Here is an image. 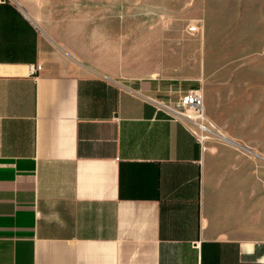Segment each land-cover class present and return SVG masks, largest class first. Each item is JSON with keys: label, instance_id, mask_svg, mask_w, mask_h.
<instances>
[{"label": "crops", "instance_id": "crops-1", "mask_svg": "<svg viewBox=\"0 0 264 264\" xmlns=\"http://www.w3.org/2000/svg\"><path fill=\"white\" fill-rule=\"evenodd\" d=\"M152 53L201 39H146L121 79L0 0V264H264V152ZM189 89L219 138L162 108Z\"/></svg>", "mask_w": 264, "mask_h": 264}, {"label": "rangeland", "instance_id": "rangeland-1", "mask_svg": "<svg viewBox=\"0 0 264 264\" xmlns=\"http://www.w3.org/2000/svg\"><path fill=\"white\" fill-rule=\"evenodd\" d=\"M13 1L70 53L115 68L121 79L132 77V49L146 39L200 37L202 53H152L154 64L187 72L199 63L202 81L224 99L220 119L248 125L250 142L264 152V0ZM206 123L221 134L218 121Z\"/></svg>", "mask_w": 264, "mask_h": 264}, {"label": "built area", "instance_id": "built-area-1", "mask_svg": "<svg viewBox=\"0 0 264 264\" xmlns=\"http://www.w3.org/2000/svg\"><path fill=\"white\" fill-rule=\"evenodd\" d=\"M41 67V65H38L36 68L41 69ZM162 108L169 116L181 118L190 123L202 140H206V135L200 134L198 131L199 129L203 132L219 135L215 129L211 128L206 123L208 120L206 117L205 101L200 89H189L182 92L176 103L162 104ZM202 123L208 126L209 129L203 130L200 127Z\"/></svg>", "mask_w": 264, "mask_h": 264}, {"label": "bare ground", "instance_id": "bare-ground-1", "mask_svg": "<svg viewBox=\"0 0 264 264\" xmlns=\"http://www.w3.org/2000/svg\"><path fill=\"white\" fill-rule=\"evenodd\" d=\"M208 119V118H207ZM200 127L203 129V130H206V129H209L208 126H206L205 124H201ZM206 135V134H204ZM207 135H210V134H207ZM223 136V135H222Z\"/></svg>", "mask_w": 264, "mask_h": 264}]
</instances>
